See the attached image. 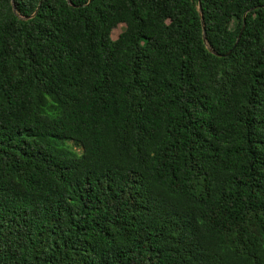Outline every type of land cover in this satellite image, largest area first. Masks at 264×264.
<instances>
[{"label":"trees","instance_id":"1","mask_svg":"<svg viewBox=\"0 0 264 264\" xmlns=\"http://www.w3.org/2000/svg\"><path fill=\"white\" fill-rule=\"evenodd\" d=\"M0 264H264V0H0Z\"/></svg>","mask_w":264,"mask_h":264},{"label":"rangeland","instance_id":"2","mask_svg":"<svg viewBox=\"0 0 264 264\" xmlns=\"http://www.w3.org/2000/svg\"><path fill=\"white\" fill-rule=\"evenodd\" d=\"M235 25H236V21H233V23H232V25H231V28H234ZM123 29H124V26H123V25H119V26H117V27L112 31V33H111V38H112L113 40H115V39L118 37V35L123 31ZM77 151H79V150H77Z\"/></svg>","mask_w":264,"mask_h":264},{"label":"water","instance_id":"3","mask_svg":"<svg viewBox=\"0 0 264 264\" xmlns=\"http://www.w3.org/2000/svg\"><path fill=\"white\" fill-rule=\"evenodd\" d=\"M199 12H200V9H199ZM201 13V12H200ZM201 15V14H200ZM201 24L203 26V18H202V15H201Z\"/></svg>","mask_w":264,"mask_h":264}]
</instances>
